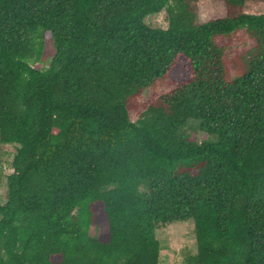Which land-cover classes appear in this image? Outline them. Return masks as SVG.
I'll use <instances>...</instances> for the list:
<instances>
[{
  "label": "trees",
  "instance_id": "obj_1",
  "mask_svg": "<svg viewBox=\"0 0 264 264\" xmlns=\"http://www.w3.org/2000/svg\"><path fill=\"white\" fill-rule=\"evenodd\" d=\"M194 4L0 0V264H158L155 230L187 220L186 264H264V14L198 23ZM238 30L253 45L228 78L216 40ZM178 59L190 78L130 121Z\"/></svg>",
  "mask_w": 264,
  "mask_h": 264
},
{
  "label": "rangeland",
  "instance_id": "obj_2",
  "mask_svg": "<svg viewBox=\"0 0 264 264\" xmlns=\"http://www.w3.org/2000/svg\"><path fill=\"white\" fill-rule=\"evenodd\" d=\"M195 17L198 23L223 18L237 11L246 14H264V0H248L240 9H232L221 0H195ZM145 24L151 28L165 29L167 26V16L164 11L146 17ZM217 46L223 49V61L227 71V77L234 75L231 59L240 53L247 51L252 47L253 42L248 39L243 30H238L228 38H219L216 40ZM51 42H43V50L40 60L31 66L35 69H45L53 55ZM190 78L188 65L184 60L178 59L175 67L168 74V77L162 83L144 90L137 98L135 109L130 112V121H135L139 113L157 97L168 92L174 85H179ZM190 128L186 129V134L199 142L204 138L203 134L195 131L194 124L190 123ZM13 156V149L10 145H0V204L5 198V177L12 171L10 163ZM99 213V207H95ZM101 220V217H99ZM100 229H105L101 221L98 226L89 227V235L97 236ZM155 238L159 243L158 264H186V259L195 253V243L193 235V223L191 220L184 222H173L171 224L158 227L155 232Z\"/></svg>",
  "mask_w": 264,
  "mask_h": 264
}]
</instances>
